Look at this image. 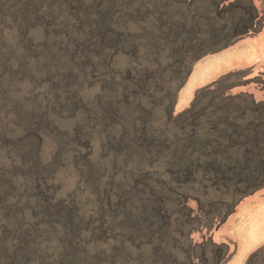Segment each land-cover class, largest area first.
Masks as SVG:
<instances>
[{
	"label": "trees",
	"instance_id": "trees-1",
	"mask_svg": "<svg viewBox=\"0 0 264 264\" xmlns=\"http://www.w3.org/2000/svg\"><path fill=\"white\" fill-rule=\"evenodd\" d=\"M181 5V0H0V21L14 26L21 43L11 75L34 83L43 81L48 90L37 106L14 109L17 131L8 147L15 164L0 167V264H23L34 257L39 264H50L43 254L34 256L37 244L45 237V230L34 225L35 214L45 223H57V264H89L77 263L78 220L70 219L68 213H61L56 220L54 211L42 216L34 209L24 214L19 208L9 209L5 201L8 192L14 191L10 171L24 173L29 185L47 169L37 151L35 132L45 126L52 105L58 107L61 102L73 108L78 102L71 93L62 91L70 80L84 81L81 69L69 59L79 39L103 58L114 49L132 55L131 64L112 68L104 95L88 105L82 124L106 138L111 167L123 171L125 184L139 176L156 178L161 170H197L200 177L220 182L255 184L262 180L264 107L260 102L243 94L229 95L226 87L219 85L220 77L196 90L189 106L172 115L175 91L192 61L220 43L227 31L204 16L187 18ZM39 19L58 25L55 32L61 31L63 37L55 41V32L50 30L38 41L30 29ZM6 56L0 53V75H7ZM250 107L259 108V112L248 113ZM143 201L136 211H127L115 222L128 238L156 239L145 255H138L135 264H191L188 258L181 260L169 250L172 238L156 221L153 201ZM114 209L105 205L99 216L113 217ZM11 239L15 240L13 245L8 243Z\"/></svg>",
	"mask_w": 264,
	"mask_h": 264
},
{
	"label": "rangeland",
	"instance_id": "rangeland-1",
	"mask_svg": "<svg viewBox=\"0 0 264 264\" xmlns=\"http://www.w3.org/2000/svg\"><path fill=\"white\" fill-rule=\"evenodd\" d=\"M181 4L187 18L204 16L227 31L220 43L192 61L175 91L172 115L189 106L196 90L220 77L223 78L219 85L225 86L229 95H246L255 103L260 102L263 108L264 0H181ZM57 27L39 19L30 33L39 41L48 31H57ZM60 37H63L61 31L52 35L55 41ZM18 38L14 26L7 20L0 21V53H7L8 62L7 75H0V132L6 133L0 135L2 168L15 164L8 147L17 131L14 109L33 108L48 94L43 81L34 83L24 76L11 75ZM103 41L101 37L99 44ZM75 42L69 59L81 69L84 81L70 80L62 93H71L78 102L73 108L61 102L55 107L53 103L58 98L52 102L45 126L35 132L37 151L47 169L29 185L24 173L10 171L14 191L6 195L9 209L19 208L24 214L36 209L42 216L54 211L56 220L61 213H68L70 219L78 220L77 263L135 264L138 255H145L156 239L128 238L115 222L121 221L127 211H136L138 205L144 204L143 200H149L155 205L156 221L163 224L167 236L172 238L169 250L175 257L188 258L191 264H264V177L248 184L200 177L197 170L192 173L161 170L156 172V178L139 176L125 184L123 171L111 167L106 138L82 124L88 105L104 95L112 68L131 64L132 55L114 49L103 58L102 53L91 51L83 40ZM254 109L250 107L247 112H259V108ZM110 204L115 208L114 216H99L104 206ZM32 219L36 228L45 230L34 256L41 253L45 261L57 264L60 249L55 231L57 223H45L37 214ZM1 226L0 223V234ZM14 242L11 239L8 243ZM23 264L39 262L34 257Z\"/></svg>",
	"mask_w": 264,
	"mask_h": 264
}]
</instances>
